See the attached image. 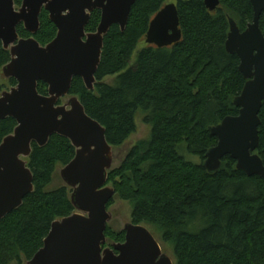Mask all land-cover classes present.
Returning a JSON list of instances; mask_svg holds the SVG:
<instances>
[{
  "label": "trees",
  "instance_id": "trees-1",
  "mask_svg": "<svg viewBox=\"0 0 264 264\" xmlns=\"http://www.w3.org/2000/svg\"><path fill=\"white\" fill-rule=\"evenodd\" d=\"M21 1L14 0L16 8ZM219 2L209 11L203 0H178L181 39L158 48L144 40L166 0H137L125 30L112 25L104 36L93 90L79 77L70 88V95L77 96L86 113L105 129L112 148L126 143L136 130L137 114H142L148 136L108 171L107 184L114 196L131 203L132 223L152 226L171 245L173 264H264V178L247 176L229 156L213 173L203 167L206 152L217 142L208 128L238 114L233 100L246 82L238 56L225 48L229 18L240 31L253 18L249 0ZM99 21L96 9L86 31L94 32ZM39 23L33 35L18 25L19 37L33 36L40 45L52 41L57 30L45 10ZM259 28L264 35V9ZM9 60L0 41V72ZM109 77L112 80L105 82ZM7 83L6 90L16 81ZM38 91L47 94V85L39 82ZM259 119L255 153L264 165V100ZM16 125L11 117L0 120V143ZM74 154L70 141L56 134L42 147L31 144L26 160L34 189L0 220V264L31 259L52 222L74 212L71 189L64 183L52 186L56 167L65 166ZM105 236V245L124 241L123 230L106 227Z\"/></svg>",
  "mask_w": 264,
  "mask_h": 264
},
{
  "label": "water",
  "instance_id": "water-1",
  "mask_svg": "<svg viewBox=\"0 0 264 264\" xmlns=\"http://www.w3.org/2000/svg\"><path fill=\"white\" fill-rule=\"evenodd\" d=\"M137 0H0V41L10 53L1 69L16 84L0 92V120L15 119L13 132L0 143V220L19 208L33 187L27 166L31 144L44 146L56 134L67 138L75 148L74 157L63 166L60 177L71 189L74 212L52 222L42 247L26 264H173L163 253L153 233L142 224L126 223L124 241L105 245V230L111 219L107 204L115 190L107 184L112 167L113 148L105 129L90 117L80 100L70 95L74 77L82 79L87 90L95 84L104 36L112 25L125 30L132 6ZM253 18L244 31L229 18L226 51L240 60L239 71L246 80L233 100L238 114L224 117L210 126L217 139L208 149L203 167L213 173L229 156L247 176L264 178V165L255 153L259 146V112L264 100V35L259 18L264 0H249ZM209 11L219 0H203ZM100 10L94 32H87L90 14ZM48 12L56 36L46 45L33 37H19L18 25L30 34L40 26L39 15ZM181 39L175 3H166L151 19L144 42L158 48ZM47 85V94L38 83ZM67 97V101L59 103Z\"/></svg>",
  "mask_w": 264,
  "mask_h": 264
},
{
  "label": "rangeland",
  "instance_id": "rangeland-1",
  "mask_svg": "<svg viewBox=\"0 0 264 264\" xmlns=\"http://www.w3.org/2000/svg\"><path fill=\"white\" fill-rule=\"evenodd\" d=\"M177 1L178 0H166V3H176ZM141 45L142 43L139 44L138 48H140ZM135 53L133 54L131 62L134 61ZM112 78L113 77L106 78L105 82H110ZM0 87H1V91L6 90V88L9 87L7 83V79L3 76L1 72H0ZM62 101L66 102L67 97H64ZM148 132H149V126L142 121V114L141 113L137 114L135 132L128 138V140L122 147L113 148L112 167L118 166V164L123 159L126 151L139 140L145 139L148 136ZM191 156L195 159L194 161L198 160V157L193 155ZM61 168L62 167L57 166L55 169L53 182H52L53 187L60 186L64 183L59 174ZM131 208L132 205L130 202L122 200L117 195H115L113 198V203L109 205L107 208L108 212L111 214V219L107 223V227H109L114 232L121 231L126 223L131 222V218H130ZM144 226H146L153 233L155 239L158 241L161 247L162 252L166 253L173 260V255H172L173 250L171 245L163 242L162 239L160 238V235L154 230L152 226L150 225H144ZM11 264H17V263H11ZM21 264H26V262H23Z\"/></svg>",
  "mask_w": 264,
  "mask_h": 264
}]
</instances>
